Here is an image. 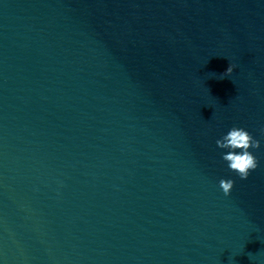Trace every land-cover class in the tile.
Masks as SVG:
<instances>
[{"label": "water", "instance_id": "water-1", "mask_svg": "<svg viewBox=\"0 0 264 264\" xmlns=\"http://www.w3.org/2000/svg\"><path fill=\"white\" fill-rule=\"evenodd\" d=\"M0 264H264V0H0Z\"/></svg>", "mask_w": 264, "mask_h": 264}, {"label": "clouds", "instance_id": "clouds-1", "mask_svg": "<svg viewBox=\"0 0 264 264\" xmlns=\"http://www.w3.org/2000/svg\"><path fill=\"white\" fill-rule=\"evenodd\" d=\"M234 67L230 64L225 74H231ZM222 159L227 167L234 171L241 179H247L250 172L258 167V161L251 149H259L261 143L252 134L242 127H232L226 134L216 140ZM220 187L225 193L229 194L234 186L233 179H221Z\"/></svg>", "mask_w": 264, "mask_h": 264}]
</instances>
